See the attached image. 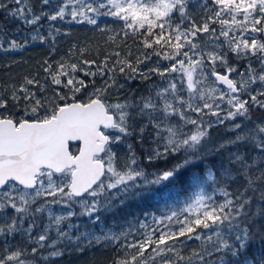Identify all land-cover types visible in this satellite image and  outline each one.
Segmentation results:
<instances>
[{
  "label": "snow or ice",
  "instance_id": "6c2138e0",
  "mask_svg": "<svg viewBox=\"0 0 264 264\" xmlns=\"http://www.w3.org/2000/svg\"><path fill=\"white\" fill-rule=\"evenodd\" d=\"M0 16V54L47 49L23 75L0 65V264L95 246L109 264H264V0H0ZM180 186L167 212L104 225Z\"/></svg>",
  "mask_w": 264,
  "mask_h": 264
},
{
  "label": "trees",
  "instance_id": "16d2710c",
  "mask_svg": "<svg viewBox=\"0 0 264 264\" xmlns=\"http://www.w3.org/2000/svg\"><path fill=\"white\" fill-rule=\"evenodd\" d=\"M0 16V20H2ZM7 27L12 29L15 27L14 24L8 23ZM72 36L74 39L80 40H92L95 39V35L88 31L84 26H75L73 29ZM65 45L62 44V47ZM47 49L41 45L33 44L31 47L25 49L22 53H16L11 56H5L0 54V65L4 63H10L13 59L17 63L11 69L12 75H23L26 71L30 70V67L35 65L38 60L46 55ZM8 76L5 74V70L0 68V80H6ZM225 127H218L219 130L214 131L215 133L221 132ZM126 154V148L121 149V156ZM154 169H147V171H153ZM185 192L183 186L177 187L173 190V198L168 201L167 204L152 201L151 203L145 204L139 201H129L123 208H116L111 213H106L102 216L105 226L117 228L121 224H124L127 220L133 216H141L145 211H150L156 214L167 212L170 207H175L177 204L185 199ZM86 222V221H85ZM100 226H97L99 230ZM259 244L253 247V252L257 255L260 252ZM111 255L110 250L105 249L101 246L86 247L85 251L79 252L75 249L70 250L59 262V264H109V257Z\"/></svg>",
  "mask_w": 264,
  "mask_h": 264
},
{
  "label": "rangeland",
  "instance_id": "374dc122",
  "mask_svg": "<svg viewBox=\"0 0 264 264\" xmlns=\"http://www.w3.org/2000/svg\"><path fill=\"white\" fill-rule=\"evenodd\" d=\"M217 130H219L218 127L214 129V131H217ZM214 131H212V138H213V141L217 143L228 138L230 135H232V133H230L227 129L225 130L224 128L223 130H221V132L218 131V133H215ZM121 157L123 158V155Z\"/></svg>",
  "mask_w": 264,
  "mask_h": 264
}]
</instances>
